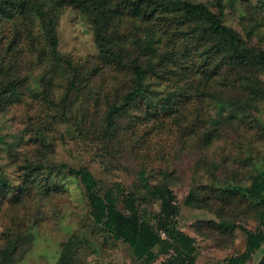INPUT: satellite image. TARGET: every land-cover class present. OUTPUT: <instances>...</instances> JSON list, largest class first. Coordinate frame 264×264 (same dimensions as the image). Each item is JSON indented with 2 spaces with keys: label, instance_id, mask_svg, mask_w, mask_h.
I'll return each instance as SVG.
<instances>
[{
  "label": "rangeland",
  "instance_id": "374dc122",
  "mask_svg": "<svg viewBox=\"0 0 264 264\" xmlns=\"http://www.w3.org/2000/svg\"><path fill=\"white\" fill-rule=\"evenodd\" d=\"M53 1L0 0V264H58L67 243L71 264H140L93 221L79 168L153 226L161 202L140 172L172 189L196 264L242 253L240 225L264 233V193L241 190L264 176V0ZM186 3L221 12L247 57Z\"/></svg>",
  "mask_w": 264,
  "mask_h": 264
},
{
  "label": "trees",
  "instance_id": "16d2710c",
  "mask_svg": "<svg viewBox=\"0 0 264 264\" xmlns=\"http://www.w3.org/2000/svg\"><path fill=\"white\" fill-rule=\"evenodd\" d=\"M84 2L85 0H54L53 8L58 9L60 5L65 3L82 4ZM183 10L185 16L190 19L206 21L211 32L220 40H224L225 44L236 53L234 55L235 60L242 61L247 57L239 49V35L222 24L221 12L214 13L202 3H186L183 5ZM50 46L53 51L57 46L56 39L52 34H50ZM259 61L264 64V56H259ZM134 70L138 79L143 80V69L136 65ZM140 90L141 88L135 89L129 93V97L135 99ZM69 172L78 176L85 189L90 207L89 213L93 221L102 224L115 240L127 243L136 258L140 260V264H152L158 254L161 253L168 254L164 264H196L194 238L178 229L176 225L175 216L179 212V207L175 202L176 196L172 189L160 185L149 187L144 173L140 172V180L143 187L147 189L152 197L159 198L161 202L157 223L156 226H153L141 219L131 199H127L130 211L126 214L117 209L113 198L108 193L98 194L95 191L97 181L88 169H69ZM241 190L249 198L262 199L264 176L254 178L248 187L241 188ZM239 229L246 236V249L240 254L229 256L226 259V264H243L264 242V233L262 231H252L243 225H240ZM161 232L164 233V236L161 235ZM156 247H158V250H155ZM58 264H71L68 243L64 245Z\"/></svg>",
  "mask_w": 264,
  "mask_h": 264
},
{
  "label": "built area",
  "instance_id": "2783aa9c",
  "mask_svg": "<svg viewBox=\"0 0 264 264\" xmlns=\"http://www.w3.org/2000/svg\"><path fill=\"white\" fill-rule=\"evenodd\" d=\"M161 235H162V236H164V233H163V232H161Z\"/></svg>",
  "mask_w": 264,
  "mask_h": 264
},
{
  "label": "crops",
  "instance_id": "0c3cea01",
  "mask_svg": "<svg viewBox=\"0 0 264 264\" xmlns=\"http://www.w3.org/2000/svg\"><path fill=\"white\" fill-rule=\"evenodd\" d=\"M253 253H254V252H253ZM253 253H252V254H253ZM252 254H251V255H252ZM250 257H251V256H250ZM256 264H257V263H256Z\"/></svg>",
  "mask_w": 264,
  "mask_h": 264
}]
</instances>
